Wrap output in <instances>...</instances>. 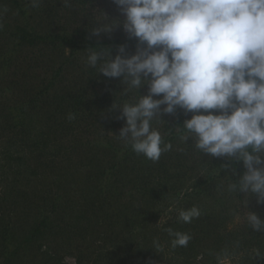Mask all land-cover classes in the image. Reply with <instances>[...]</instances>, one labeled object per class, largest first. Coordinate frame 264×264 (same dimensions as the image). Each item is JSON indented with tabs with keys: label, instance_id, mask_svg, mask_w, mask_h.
I'll return each mask as SVG.
<instances>
[{
	"label": "trees",
	"instance_id": "16d2710c",
	"mask_svg": "<svg viewBox=\"0 0 264 264\" xmlns=\"http://www.w3.org/2000/svg\"><path fill=\"white\" fill-rule=\"evenodd\" d=\"M52 1L32 7L31 0H0V129L9 134L8 146L28 151L16 156L6 148L2 157L16 164L13 187L0 196V264H66L62 252L74 254L75 264H215L212 253L235 241L241 251L264 254V231L233 217L240 208L264 219V203L252 196L245 204L242 193L227 191L229 177L235 181L244 173L243 162L232 165L202 155L191 139L182 142L179 124L191 112L178 108L153 121L172 144L157 162L116 136L125 121L113 108L134 103L148 88L125 94L122 78L86 66L89 48H108L113 58L119 45H127L128 55L136 51L137 40L123 30L94 36L89 30L95 23L83 21L97 2L112 13L110 0H54L61 12L44 10ZM42 16H52L55 31L40 30ZM19 180L26 188L16 191L23 186ZM193 205L202 214L191 223L169 211ZM86 225L114 229L112 239L123 228L122 248L100 246L87 262L76 247ZM167 227L190 234L188 246L171 249ZM155 238L163 252L151 248ZM238 264H264V257L245 256Z\"/></svg>",
	"mask_w": 264,
	"mask_h": 264
},
{
	"label": "clouds",
	"instance_id": "9594fccd",
	"mask_svg": "<svg viewBox=\"0 0 264 264\" xmlns=\"http://www.w3.org/2000/svg\"><path fill=\"white\" fill-rule=\"evenodd\" d=\"M39 3L31 0L32 7ZM112 3L123 20L102 14L89 31L100 36L122 25L128 38L137 40L136 51L128 55L127 45H119L113 58L108 48H89L86 66L98 68L105 77L122 78L125 94L148 88V94H138L134 103L113 108L120 110L117 118L125 121L116 136L137 155L157 162L172 144L164 141L153 121H164L163 115L175 114L178 108L186 115L191 112V118L179 124L180 140L191 139L202 155L223 157L232 165L242 161L245 171L235 181L228 176L227 191L242 193L245 204L252 196L264 203V0ZM169 211L183 223L202 214L196 205ZM233 217L249 229L264 231V219L255 212L238 208ZM165 231L171 249L187 247L192 239L171 227ZM151 248L159 253L164 250L158 238ZM212 255L215 264H238L245 256L251 260L264 257L257 248L241 251L239 241Z\"/></svg>",
	"mask_w": 264,
	"mask_h": 264
},
{
	"label": "rangeland",
	"instance_id": "374dc122",
	"mask_svg": "<svg viewBox=\"0 0 264 264\" xmlns=\"http://www.w3.org/2000/svg\"><path fill=\"white\" fill-rule=\"evenodd\" d=\"M41 2H43L44 0H40ZM54 1V0H53ZM50 2V4H48V6H42L44 8V10L47 8L46 11H49V7L52 6L53 9L55 11H60L61 8V4L58 3L57 1L55 2ZM107 1V0H106ZM110 3L113 5L112 7V13L110 11L109 5L107 3H99L97 2V4H94L92 9H90L88 12L86 11L87 17H85L83 19V21L87 22V23H95L96 20H99L102 18V14H105L106 16L109 17L110 20H115V19H120L123 20V16H121V14L119 13L117 6L115 4L112 3V0H110ZM44 5V4H43ZM41 7V8H42ZM43 9L40 10L41 14H43L42 12ZM85 16V15H84ZM57 18V17H54ZM53 18V19H54ZM40 22L41 24H43V27H45V29H40L42 31H50L53 32L54 27L56 24H54L55 20L52 21V16H48V19L45 18V16H42V18H40ZM47 27V28H46ZM122 27V25H117L115 28H113V30L110 33H106L108 34V36H111V34H117ZM124 32V31H123ZM103 35L105 33H102ZM5 93H7V91H5ZM9 138V134L7 132H4L0 129V196L3 198H6V192L11 189L13 187L14 184V179H15V175H14V164H16V162H8V160L4 161L2 157L7 156V152H6V148H11L10 149V155L15 154L16 156L18 154H23L28 152L26 149H23L22 146H8L7 145V140ZM26 177H28V179H33L34 176L32 175H24ZM19 183L23 186H18L16 188L17 190H20L22 188H26L24 186V184H22L19 180ZM33 185V182L27 187H31ZM108 227H110L108 225ZM91 227H89L88 225H86V229L88 230V232L85 234V239L83 241H79L78 244L76 245L77 250H81L84 253V256L86 258V261L90 263V260H92L93 253H97V251L99 250L100 246L104 247V250H111L112 248H122V243L120 242V239L124 238L123 235L120 234V232L125 231L123 228H120L119 232L116 231L115 233L118 234L116 236V239H112L110 237H108V235H110V232H112L114 229L109 228L108 232L106 231L107 228H99L95 230H90ZM120 242V245L119 243ZM61 256H63L62 260L63 262H65L66 264H75L77 257L74 254H68L64 256V253H61ZM95 259V256H94ZM84 262V261H83ZM240 262V259L238 261V263Z\"/></svg>",
	"mask_w": 264,
	"mask_h": 264
}]
</instances>
